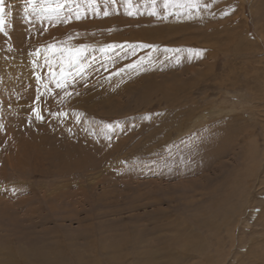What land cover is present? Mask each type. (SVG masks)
Returning <instances> with one entry per match:
<instances>
[{"label":"rangeland","instance_id":"374dc122","mask_svg":"<svg viewBox=\"0 0 264 264\" xmlns=\"http://www.w3.org/2000/svg\"><path fill=\"white\" fill-rule=\"evenodd\" d=\"M59 2L26 19L6 0L0 264H264V0H198L167 19L151 0H131L132 16L127 0ZM49 43L89 45L64 88L29 55Z\"/></svg>","mask_w":264,"mask_h":264},{"label":"snow or ice","instance_id":"6c2138e0","mask_svg":"<svg viewBox=\"0 0 264 264\" xmlns=\"http://www.w3.org/2000/svg\"><path fill=\"white\" fill-rule=\"evenodd\" d=\"M25 7L23 9L25 18L27 19L30 14L35 15L37 18H49L51 19L52 13H59L61 9H63L64 5L63 3H60L59 0L55 4H53L52 0H24ZM88 3L90 5L95 4V0H88ZM112 4L116 3V0H111ZM157 0H151V8L148 9V15L150 16H157L160 19H167V16L169 15V12L167 11L169 8H181V9H197L199 10L200 4L198 0H163V8L165 9L164 15L159 16V13L157 12L156 8ZM205 8H209L210 5L205 4ZM96 14L99 15V9L96 8ZM126 14L129 16H132L134 14H137V11L135 9H132L131 0H127V7L125 9ZM10 15V12L6 11V0H0V33H4L7 35L6 32V16ZM103 15L106 17L110 15L109 11L106 9L103 11ZM179 15V13H177ZM222 15H228V12H223ZM71 16L65 18L64 22L67 23L71 20ZM82 18L80 11H79V5H77V10L75 12V19L80 20ZM188 18H192L191 11L188 13ZM71 39V37H69ZM129 48L132 50V55H135V51L137 48H149V49H155V45L150 44H138V45H117V44H109L106 45L103 50L109 51L115 48ZM89 48V45L81 44L76 47L71 46H64L62 43H49L46 47L37 49L34 53H29V55H33L34 57H40L41 53H43V59L45 62V65L48 67V73L51 79H54L56 82V87L58 88H64L67 78L72 74L70 69L74 67H78L79 70H83V65L80 63L81 58L84 56V54L87 52ZM166 51H181L180 49L175 50H166ZM205 50L203 49H194L190 48L187 49V52L189 54V57H201L203 55V52ZM151 53H149V56ZM144 60V57H141L139 61H133L132 64L127 65V67L130 68H137L141 66V61ZM38 59H33L32 64L34 66H38ZM58 63L59 64V72H56L53 68V64ZM120 71H123L121 69ZM36 80L40 81L41 76L37 73ZM45 89H47V84L44 85ZM39 91V89L37 90ZM65 95H70V93L65 92ZM37 101L40 99V96L38 95L36 97ZM31 113L34 115L36 120H43L44 116L41 114V110L38 107H33L31 109ZM56 116H66L67 113H52ZM77 121L80 120V116L76 117ZM0 127H3L0 125ZM113 128V125L108 124L106 125V129L111 130ZM70 131V130H69ZM107 131H105V135H107ZM15 191V189H13ZM259 211V209H257Z\"/></svg>","mask_w":264,"mask_h":264},{"label":"bare ground","instance_id":"6f19581e","mask_svg":"<svg viewBox=\"0 0 264 264\" xmlns=\"http://www.w3.org/2000/svg\"><path fill=\"white\" fill-rule=\"evenodd\" d=\"M33 118L35 119V117H33ZM33 118H32V119H33ZM33 121H34V120H33ZM34 122H35V121H34ZM34 122H33V124H34ZM36 122H37V121H36ZM31 124H32V123H31ZM49 129H50V128H49ZM32 136H33V135H32ZM38 138H39V137H38ZM40 139H42V138L40 137ZM45 141H48V140H45V139H44L43 142H45ZM43 144H44V143H43ZM45 144H46V142H45ZM15 149H17V145H15ZM16 151H17V150H16ZM49 152H50V151H49ZM49 152H47V153H49ZM49 155H50V154H49ZM16 158H18V157H16ZM40 200H41V199H40ZM50 220H51V219H50ZM33 249H34V248H33ZM43 258H44V257H43ZM55 258H56V257H55ZM40 259H41V258H40ZM38 260H39V259H38ZM56 261H57V260H56ZM57 262H58V261H57ZM44 263H45V262H44ZM44 263H43V264H44Z\"/></svg>","mask_w":264,"mask_h":264}]
</instances>
